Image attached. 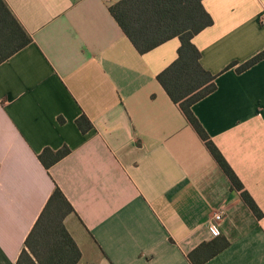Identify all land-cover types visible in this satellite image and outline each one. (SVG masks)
<instances>
[{
  "label": "crops",
  "instance_id": "1",
  "mask_svg": "<svg viewBox=\"0 0 264 264\" xmlns=\"http://www.w3.org/2000/svg\"><path fill=\"white\" fill-rule=\"evenodd\" d=\"M5 1L32 42L0 65V264H17L57 187L79 264H193L219 236L229 247L204 264H264V60L238 71L264 51V0L202 1L213 25L193 43L217 89L192 108L261 219L157 80L178 38L140 54L109 11L121 0ZM64 147L46 169L39 155Z\"/></svg>",
  "mask_w": 264,
  "mask_h": 264
},
{
  "label": "trees",
  "instance_id": "2",
  "mask_svg": "<svg viewBox=\"0 0 264 264\" xmlns=\"http://www.w3.org/2000/svg\"><path fill=\"white\" fill-rule=\"evenodd\" d=\"M203 0H121L109 11L140 54L178 38L181 46L177 60L157 76L171 100L179 106L189 125L227 176L233 190L240 193L246 206L258 219L263 218L253 198L229 166L217 146L193 113V106L217 89L215 76L201 65V52L193 43L196 35L213 25V19L202 5ZM32 42L30 35L15 17L5 0H0V65ZM264 60V51L238 68L244 72ZM237 64L231 65V68ZM83 132L92 128L83 116L78 121ZM70 154L67 147L45 149L39 160L46 169ZM75 209L57 187L25 241L17 264H79L82 254L65 225ZM230 242L218 237L201 244L189 254L193 264H204L227 249Z\"/></svg>",
  "mask_w": 264,
  "mask_h": 264
},
{
  "label": "built area",
  "instance_id": "3",
  "mask_svg": "<svg viewBox=\"0 0 264 264\" xmlns=\"http://www.w3.org/2000/svg\"><path fill=\"white\" fill-rule=\"evenodd\" d=\"M224 218V211L223 210H219L218 212H216L213 216V220L210 222L209 225V230L211 231L213 236H219L220 233V223Z\"/></svg>",
  "mask_w": 264,
  "mask_h": 264
}]
</instances>
